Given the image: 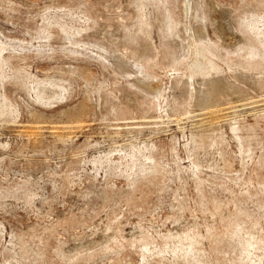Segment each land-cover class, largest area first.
<instances>
[{
	"label": "rangeland",
	"instance_id": "1",
	"mask_svg": "<svg viewBox=\"0 0 264 264\" xmlns=\"http://www.w3.org/2000/svg\"><path fill=\"white\" fill-rule=\"evenodd\" d=\"M0 264H264V0H0Z\"/></svg>",
	"mask_w": 264,
	"mask_h": 264
}]
</instances>
